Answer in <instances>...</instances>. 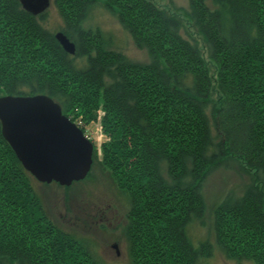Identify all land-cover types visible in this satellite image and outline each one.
I'll return each instance as SVG.
<instances>
[{"label":"trees","instance_id":"16d2710c","mask_svg":"<svg viewBox=\"0 0 264 264\" xmlns=\"http://www.w3.org/2000/svg\"><path fill=\"white\" fill-rule=\"evenodd\" d=\"M50 1L75 54L41 26L46 12L0 0V96L47 95L85 126L102 112L100 164L130 201V264H204L212 246L193 245L188 228L203 222V186L223 166L249 182L212 209L215 244L226 258L264 264V0H189L184 17L206 58L183 21L152 1ZM96 5L149 63L129 62L84 27ZM33 179L0 128V264H99L49 219Z\"/></svg>","mask_w":264,"mask_h":264},{"label":"rangeland","instance_id":"374dc122","mask_svg":"<svg viewBox=\"0 0 264 264\" xmlns=\"http://www.w3.org/2000/svg\"><path fill=\"white\" fill-rule=\"evenodd\" d=\"M160 10L180 18L185 24L184 37L188 35L196 39L206 58L203 40L193 30L184 17L188 10L189 0H149ZM46 16L39 23L51 33L61 31L62 20L51 5ZM84 27L98 30L109 50L121 53L129 61L137 64L149 63L151 58L145 49H138L132 42L130 34L115 16L107 12L102 5L94 6L90 11ZM211 64V63H210ZM214 68H210V73ZM211 74V75H212ZM214 98L218 94L213 92ZM99 113L96 122L88 126L75 120L77 127L82 129L90 143H93L96 157L93 155L92 168L88 177L80 182H73L70 187L38 183L32 180V185L42 201L44 210L51 221L59 229L66 231L80 241L99 264H130L127 239H125L126 215L129 209V196L114 186L110 175L100 164L103 142L107 140L100 125ZM249 182L248 177L234 167H220L209 176L203 186L202 193L205 203L203 222H194L188 228V237L192 244L208 242L212 246V254L204 264H248L236 262L223 256L217 248L212 232L211 211L216 204L228 198L242 194V189ZM112 246H115L114 248ZM250 264V263H249Z\"/></svg>","mask_w":264,"mask_h":264},{"label":"water","instance_id":"95a60500","mask_svg":"<svg viewBox=\"0 0 264 264\" xmlns=\"http://www.w3.org/2000/svg\"><path fill=\"white\" fill-rule=\"evenodd\" d=\"M18 1L33 16L51 6L50 0ZM54 36L65 53L75 54L68 36L60 31ZM0 128L24 170L38 183L69 187L85 179L92 168L93 143L47 95L0 96Z\"/></svg>","mask_w":264,"mask_h":264}]
</instances>
